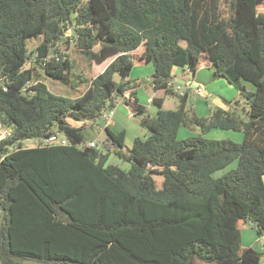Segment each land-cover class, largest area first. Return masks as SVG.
Segmentation results:
<instances>
[{
    "label": "trees",
    "instance_id": "1",
    "mask_svg": "<svg viewBox=\"0 0 264 264\" xmlns=\"http://www.w3.org/2000/svg\"><path fill=\"white\" fill-rule=\"evenodd\" d=\"M261 6L258 0H0V120L12 131L0 140V264H261L263 253L242 242L250 222L264 234ZM39 34L43 41L29 53L28 38ZM64 39L98 64L114 58L73 97L52 92L43 80H69ZM140 47L141 55L133 54ZM137 56L154 64V90L176 95L177 109H164L163 96L153 97V115L134 103ZM201 60L248 106L225 100L209 116L190 107L189 91L178 93L169 82L175 67L195 73ZM127 90L133 101L126 104L134 105L147 136L130 146L124 130L106 127L113 148L85 145L87 122L101 125ZM183 126L202 134L179 138ZM214 128L241 131L244 140L204 136ZM59 134L66 143L43 144ZM28 139L34 143L27 146ZM112 151L130 168L108 163ZM154 174L163 176L160 186Z\"/></svg>",
    "mask_w": 264,
    "mask_h": 264
},
{
    "label": "rangeland",
    "instance_id": "2",
    "mask_svg": "<svg viewBox=\"0 0 264 264\" xmlns=\"http://www.w3.org/2000/svg\"><path fill=\"white\" fill-rule=\"evenodd\" d=\"M83 2L87 3L88 0H83ZM259 10L264 11V6H261ZM72 33H73L72 30H68L66 32L65 39L70 38L69 36L72 35ZM43 39H44L43 34H39L38 36H32L28 38L27 40L28 52L31 53L32 51H34L41 44ZM65 39H64L65 42L62 44L61 48L64 51L66 50V53H68V55L70 54L71 67H70L69 80L64 81V80L54 79L50 76H45L43 80L48 85V87L50 88L52 92L73 97V96L79 95L81 92H83L84 90L88 88L91 79L95 77L97 74H99L101 66L100 64L96 63L93 59H91V57L79 51L75 47V44L72 39L70 40L69 43H66ZM96 49H98V46L96 47ZM140 51L141 50L135 51V54L138 55ZM201 64H204V60H201ZM153 67L154 65L151 64V69H153ZM135 69L137 73L135 75H138V77L142 76L140 75V69H143L145 74H148L147 66L141 67L140 65H138L137 67H135ZM179 69H181L180 71H182V67H179ZM185 69L186 68H184L183 70ZM200 71H201L200 79L203 77L205 83L210 82L207 84L208 89L213 88L216 91V93L209 94L208 92V94L199 95L196 92V93H193V96L190 95L188 105L190 107H194V109L199 115L209 116L211 114L210 112L213 111L216 107L223 106V103H224L222 102L223 98H227V97L230 98V100H233V102L235 103L237 107L239 106L243 108L245 107V105L248 106L247 104H245V99L243 100L241 96V92L237 88L233 87L231 84L229 85V83L223 78L221 79L214 78L212 69L210 70L206 67H203ZM118 77L119 76L116 75V79H118ZM211 79H213L212 82H211ZM137 80L139 81V79ZM141 87H143V85ZM189 88L192 90V87H189ZM247 88L250 90L253 89V87L250 84H247ZM190 89H187V90L190 92L191 91ZM153 92H154V89L151 90V88L149 87L146 88L144 86L143 88L139 90L138 94L142 101H147V97H150ZM215 95H217L216 96L217 98H215ZM238 100L240 101V103L238 102ZM146 104L152 106L153 108H156L153 103L149 104L148 102H146ZM179 105H180V100L176 95H166L165 103L163 105L164 109H177ZM121 106H122L121 108H125L128 106L127 109L125 108L126 112L128 110H131V111L134 110L133 104L131 105L124 104ZM224 106H226V104ZM139 120L140 118L138 116L134 117L132 115V117H129L128 113H126V115H123V121L125 123V126H126L125 128L127 130L126 131V134H127L126 143L130 146L133 144L134 139L137 136L144 137V136H147L148 134V130L145 127H142L141 124H139L140 123ZM87 125L88 126L84 130V136H85L86 142L90 141V139L97 141L98 146H99L98 148L105 152L108 151L106 148H113V145L111 144V142L107 140V136L105 137L106 133L102 132V130L99 129L98 125H94L91 127V124L89 122H87ZM199 134H202L199 127L196 126L193 128H188V127L183 126L179 131V138H186L192 135H199ZM204 136L210 139H226V140H232L238 143H241L244 140L243 132L235 131V130L220 129V128H214L210 130L209 132H207L206 134H204ZM58 137H59V140L65 139L63 134H59ZM102 140L105 143L103 142L100 143ZM102 146H105V147H102ZM108 163L117 164L124 169H129L131 166L129 162L121 159L114 151L111 152ZM236 164L237 162H234L232 166H236ZM154 177L157 181L158 186H160L161 183L163 182V176L160 174H154ZM252 229L255 231L254 232L255 234H253V237L258 235L256 232L257 229L254 226L252 227L250 225L247 228V230H245L244 232V237H245L244 242L245 243L248 242L250 238V235L248 233H250ZM259 238H260V241L258 245H255V246L259 248V250H261V252L263 253L261 264H264V234L260 235ZM23 264H41V263L26 260L23 262Z\"/></svg>",
    "mask_w": 264,
    "mask_h": 264
},
{
    "label": "crops",
    "instance_id": "3",
    "mask_svg": "<svg viewBox=\"0 0 264 264\" xmlns=\"http://www.w3.org/2000/svg\"><path fill=\"white\" fill-rule=\"evenodd\" d=\"M137 50H141L140 51V55H141V53L143 52V48L142 47H140L139 49H137ZM136 50V51H137ZM133 54H135V52H133ZM138 54V55H139ZM136 55V54H135ZM114 58L112 57V58H109V59H107L106 61H104L103 63H101L100 64V66H101V69H100V72H102L111 62H112V60H113ZM151 64H153L152 62H149V63H147V62H145V61H142V60H139V56H137V61L135 62V65H134V67H133V69H132V71H131V74H130V78H137V79H139V81H140V86H138L137 87V89H136V91H137V94H136V96L134 97V103L135 104H142V105H145L146 104V102H148L149 104H151L152 103V99H153V97L154 96H163V97H166V96H164V91H162V90H160V91H155L154 90V92L151 94V96L150 97H147V101H142L141 99H140V97H139V90L141 89V88H143L144 86L146 87V88H151V90H153L154 89V87H153V83H152V80H151V76H152V74L154 73V71H155V67H153V69H151ZM138 65H140L141 67H145V66H147V68H148V74H145V72H144V70L143 69H140V75H142V76H139L138 77V75H135V74H137L136 73V69H135V67H137ZM154 65V64H153ZM210 66H211V63H210V61H208V60H204V64H201L200 63V65H199V67H198V69H197V71L195 72V73H192V72H190L189 70H187V69H185V70H183L184 68H182V71H180L181 69H179V67H175L174 68V83L175 84H179V85H181V86H183L184 87V90L186 89H190L189 87H192V90L189 92L190 93V95L191 96H193V93H195V92H193L194 91V88L196 87V86H200V87H202V88H204L205 89V91H206V94H208V92H209V94H214V93H216V91L212 88V89H208V86H207V84L208 83H210V82H208V83H205L204 82V78L202 77L201 79H200V75H201V69L203 68V67H206V68H208V69H210L211 70V68H210ZM99 72V73H100ZM146 75V76H145ZM218 79H221V78H218ZM212 80L213 79H211V82H212ZM143 85V87H141ZM230 85V84H229ZM162 92V93H161ZM217 95H215V98H217L216 97ZM235 97V96H234ZM230 98H223V101L222 102H224L223 103V106L225 105V100H229ZM218 100V99H217ZM164 103H165V100H164ZM126 104V103H125ZM121 105H124V104H119V105H117L116 107H115V109H114V113H113V117H112V119H111V122H110V125H109V127L113 130V131H116V132H118V131H121V130H124L125 132L127 131L126 130V126H125V123H124V121H123V115H126V113H128V116L129 117H132V115L134 116V110L133 111H131V110H128L127 112H126V109H127V107H125V108H121L122 106ZM128 105V104H127ZM148 104H146V110L148 111V112H150L152 115L154 114V113H156V111H157V108H153L152 106H150V105H148ZM164 105V104H163ZM118 106H120V107H118ZM129 108H130V106H129ZM212 112V111H211ZM210 112V113H211ZM140 124V123H139ZM142 126V125H141ZM143 127V126H142ZM102 132H105L106 133V129H105V131H102ZM127 135V134H126ZM107 135H105V137H106ZM126 138H127V136H126ZM90 141H93L92 139H90ZM254 226L255 228H256V226L252 223V222H250L247 226H246V228L243 230V232H242V242H243V244L245 245V246H251V247H254V248H256V249H258L259 250V248H257L255 245H258V243H259V241H260V235L258 234V232H257V234L258 235H256V236H254L253 237V234H255L254 232V230L252 229V231H250V233H248L249 235H250V238H249V240H248V242H244L245 241V237H244V232H245V230H247V228L249 227V226ZM248 243V244H247ZM259 251H261V250H259Z\"/></svg>",
    "mask_w": 264,
    "mask_h": 264
},
{
    "label": "built area",
    "instance_id": "4",
    "mask_svg": "<svg viewBox=\"0 0 264 264\" xmlns=\"http://www.w3.org/2000/svg\"><path fill=\"white\" fill-rule=\"evenodd\" d=\"M258 1L259 2H264V0H258ZM50 57H51L50 55L47 56V57H45L43 59V63H46V61H48L50 59ZM1 79H4V78L2 77ZM1 79H0V81H1ZM27 86H28V84L25 86V89H26ZM169 86L172 87L178 93H182L183 94V93H185V92L188 91L186 89L184 90V87L183 86H181L179 84H175L173 81L169 82ZM2 87H3V89H7V84L4 83ZM193 92H195V93L197 92L199 95H205L206 94L205 89L202 88V87H200V86H196L194 88V91ZM130 101H133V97L131 95V90H127L122 95L118 96L117 97V100H116L115 106L105 110V112L103 114V117H102L103 123L101 125H98L99 129L102 130V131H105L106 127H109L110 122H111V119L113 117L114 109H115V107L117 105H119V104H125V103L130 102ZM11 135H12L11 129L9 127H7L6 125H4L1 122V120H0V140L7 139ZM102 142L105 143L103 140L100 143H102ZM33 143H31V144H27L26 143V145L27 146L28 145H32ZM55 143H66V141L59 140V137H57V136L50 137V138H48V139H46V140L43 141V144L44 145L55 144ZM85 145L91 146V147H95V146L98 145V142L95 141V140L88 141V142L85 143Z\"/></svg>",
    "mask_w": 264,
    "mask_h": 264
},
{
    "label": "water",
    "instance_id": "5",
    "mask_svg": "<svg viewBox=\"0 0 264 264\" xmlns=\"http://www.w3.org/2000/svg\"><path fill=\"white\" fill-rule=\"evenodd\" d=\"M122 80V79H121ZM115 96H117V93L115 94ZM27 144H31V143H33L34 141L33 140H31V139H28V140H26L25 141ZM36 143H39V140H36Z\"/></svg>",
    "mask_w": 264,
    "mask_h": 264
}]
</instances>
